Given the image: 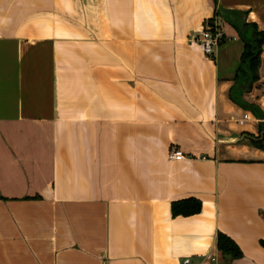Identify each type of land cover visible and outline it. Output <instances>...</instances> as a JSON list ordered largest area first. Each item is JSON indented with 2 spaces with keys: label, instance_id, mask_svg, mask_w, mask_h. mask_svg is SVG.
<instances>
[{
  "label": "crops",
  "instance_id": "crops-1",
  "mask_svg": "<svg viewBox=\"0 0 264 264\" xmlns=\"http://www.w3.org/2000/svg\"><path fill=\"white\" fill-rule=\"evenodd\" d=\"M235 20L264 31V0H0V264H264ZM258 74L242 99L264 122V45Z\"/></svg>",
  "mask_w": 264,
  "mask_h": 264
},
{
  "label": "trees",
  "instance_id": "trees-1",
  "mask_svg": "<svg viewBox=\"0 0 264 264\" xmlns=\"http://www.w3.org/2000/svg\"><path fill=\"white\" fill-rule=\"evenodd\" d=\"M211 22V21H209ZM233 25L238 30L239 37L243 42L239 65L237 67L234 83L230 89V98L239 105L250 109L259 116L260 123L257 134H244L249 142L256 148L264 151V122L259 108L247 103L242 99L245 92L252 89L253 84L259 79L258 70L260 67V57L262 46L264 45V31L259 30L253 23L244 21H233ZM201 210V201L195 197H189L171 203V211L174 216H189ZM218 248L225 254L239 255L240 252L232 239L224 234H219L217 238Z\"/></svg>",
  "mask_w": 264,
  "mask_h": 264
},
{
  "label": "built area",
  "instance_id": "built-area-1",
  "mask_svg": "<svg viewBox=\"0 0 264 264\" xmlns=\"http://www.w3.org/2000/svg\"><path fill=\"white\" fill-rule=\"evenodd\" d=\"M221 32L216 29V26L207 21L203 27V30L194 37L195 43L199 46L201 51L207 55L212 56L215 47L218 45L221 39ZM250 117L248 112H244L241 119L239 120L240 124H243L246 119ZM168 158L171 160H182L184 159V154L179 149H171ZM214 260V258H211ZM182 264H190V258L186 257L183 259ZM216 264H223L219 261Z\"/></svg>",
  "mask_w": 264,
  "mask_h": 264
}]
</instances>
